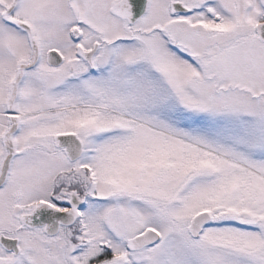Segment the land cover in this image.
Here are the masks:
<instances>
[{"label":"snow or ice","instance_id":"obj_1","mask_svg":"<svg viewBox=\"0 0 264 264\" xmlns=\"http://www.w3.org/2000/svg\"><path fill=\"white\" fill-rule=\"evenodd\" d=\"M0 264H264V0H0Z\"/></svg>","mask_w":264,"mask_h":264}]
</instances>
